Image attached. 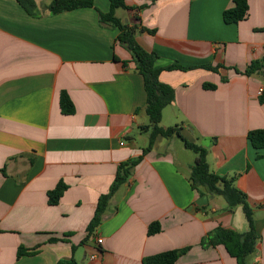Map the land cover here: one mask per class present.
Returning a JSON list of instances; mask_svg holds the SVG:
<instances>
[{
	"label": "crops",
	"instance_id": "1",
	"mask_svg": "<svg viewBox=\"0 0 264 264\" xmlns=\"http://www.w3.org/2000/svg\"><path fill=\"white\" fill-rule=\"evenodd\" d=\"M126 4L132 9L118 10L120 18L156 30L136 38L158 55L157 68H191L161 74L175 89L161 125L190 132L208 149L211 169L235 177L258 235L247 263L264 264V149L248 139L264 129V72H236L264 58V0H250L248 17L238 24L223 19L233 0ZM95 5L111 9L110 0ZM97 9L34 17L17 0H0V264H59L73 257L78 264H143L186 247L177 264H237L224 246L204 248L201 241L219 226L247 231L244 211L192 189L196 155L177 136L157 139L81 245L119 165L142 155L150 138L144 78L117 41L120 31L102 25ZM207 64L219 72L202 68ZM206 83L217 88L205 89ZM62 92L74 105L70 115L62 112ZM60 182L68 189L51 205L49 192ZM155 222L162 230L150 236ZM20 247L40 248L18 258Z\"/></svg>",
	"mask_w": 264,
	"mask_h": 264
},
{
	"label": "trees",
	"instance_id": "2",
	"mask_svg": "<svg viewBox=\"0 0 264 264\" xmlns=\"http://www.w3.org/2000/svg\"><path fill=\"white\" fill-rule=\"evenodd\" d=\"M23 9L34 17L42 15H59L65 12H71L83 8H96V0H45L49 3H44L41 0H17ZM250 0H233L234 6L223 13V19L226 24H238L247 19L249 14ZM111 9L108 13H103L97 9L100 23L120 31L117 41L125 47L132 55L133 61L136 64V70L143 76L144 85L147 93V104L145 112L149 118V125L145 128L150 131L149 144L143 149L142 155L132 158L119 165L116 178L107 194L100 197L95 215L87 227V238L81 245L88 243L90 238L95 234L98 227L102 224L103 216L107 212L110 201L115 193L132 177L136 167L140 165L147 153H149L159 137L172 138L179 137L185 144L186 148L196 154V162L192 167L190 174V184L193 190L200 194L209 196L222 197L230 210L237 207H242L248 229L245 232H239L233 229L217 227L209 232L201 241L204 248L224 246L228 253L236 259L237 264H248L247 259L254 254L257 249L258 235L256 232L254 211L248 201L247 195L235 186V177H228L216 174L210 166L207 148L189 142L181 135L178 126L165 128L161 125L163 111L166 107L172 105L175 100V89L161 81L160 76L163 72L174 70H189L179 64H173L166 68H157L156 61L158 55L155 52H150L144 49L136 38L138 32H147L155 34L156 30H149L144 27H139L137 24L130 26L122 18L117 15L118 10L132 9L126 4V0H110ZM117 60V58H115ZM125 64L127 62H124ZM222 67V66H221ZM202 68L219 72V66L213 67L211 64L202 66ZM264 72V58L255 60L245 71L236 69L238 74L252 76L258 72ZM205 89L215 90L217 85L204 84ZM263 97V96H262ZM61 109L64 114L70 115L74 113V105L66 92L61 94ZM248 139L255 149H264V129L253 130L249 132ZM68 189L67 185L60 182L58 186L49 192V200L51 205H57L60 199ZM159 222L152 223L148 230V235L153 236L161 232ZM58 241L57 239L54 240ZM39 248L27 250L20 247L18 258L25 255H36ZM191 247L183 249H175L165 251L153 256L144 258L143 264H177L181 256L185 255ZM75 252L76 247H73ZM59 264H78L73 257L70 260H61Z\"/></svg>",
	"mask_w": 264,
	"mask_h": 264
},
{
	"label": "water",
	"instance_id": "3",
	"mask_svg": "<svg viewBox=\"0 0 264 264\" xmlns=\"http://www.w3.org/2000/svg\"><path fill=\"white\" fill-rule=\"evenodd\" d=\"M181 135H182L183 137H185L189 142L194 143V139L192 138L190 132H188V131L182 129V130H181Z\"/></svg>",
	"mask_w": 264,
	"mask_h": 264
},
{
	"label": "built area",
	"instance_id": "4",
	"mask_svg": "<svg viewBox=\"0 0 264 264\" xmlns=\"http://www.w3.org/2000/svg\"><path fill=\"white\" fill-rule=\"evenodd\" d=\"M259 94L264 96V88L260 89ZM98 244H102L103 240L101 238L97 239Z\"/></svg>",
	"mask_w": 264,
	"mask_h": 264
},
{
	"label": "rangeland",
	"instance_id": "5",
	"mask_svg": "<svg viewBox=\"0 0 264 264\" xmlns=\"http://www.w3.org/2000/svg\"><path fill=\"white\" fill-rule=\"evenodd\" d=\"M42 2H44V3H49L48 1H45V0H41ZM100 10V9H99ZM104 13V12H103ZM199 143H201V142H198L197 144H199ZM145 145V144H144ZM200 145V144H199ZM193 154H195L193 151H191ZM196 155V154H195Z\"/></svg>",
	"mask_w": 264,
	"mask_h": 264
}]
</instances>
